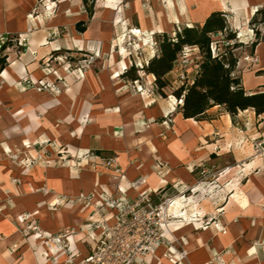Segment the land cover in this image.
I'll use <instances>...</instances> for the list:
<instances>
[{
  "label": "crops",
  "instance_id": "crops-1",
  "mask_svg": "<svg viewBox=\"0 0 264 264\" xmlns=\"http://www.w3.org/2000/svg\"><path fill=\"white\" fill-rule=\"evenodd\" d=\"M42 1L0 0V39H25L24 46L8 41L0 52L8 58L0 72V264L83 261L97 243L99 231L88 226L99 220L98 208L114 222L102 199L130 193L138 179L135 195L150 193L156 201L167 186L183 185L166 210L178 218L166 234L184 256L159 250L134 264H264V176L235 172L222 192L203 198L183 191L198 188L192 183L197 164L230 152L227 139L215 138L234 133L235 117L216 106L206 115L221 109V116L184 119L177 99H165L154 76L139 71L137 86L150 92H136L137 80L123 77L135 57L121 51L134 28L170 34L217 11L242 27L264 0H95L91 7L84 0ZM88 53L96 55L90 64ZM154 53L145 48L149 60ZM255 57L259 67L246 74L263 80L255 74L264 69V42ZM25 78L55 82L59 92L24 90L18 83ZM247 113L261 121L252 110L238 115ZM111 159L120 172L105 169ZM252 164L245 172L262 168ZM219 206L220 216L209 219ZM55 232H64L70 254L49 248L44 236Z\"/></svg>",
  "mask_w": 264,
  "mask_h": 264
},
{
  "label": "trees",
  "instance_id": "trees-1",
  "mask_svg": "<svg viewBox=\"0 0 264 264\" xmlns=\"http://www.w3.org/2000/svg\"><path fill=\"white\" fill-rule=\"evenodd\" d=\"M84 3L91 7L88 0H84ZM249 26L253 27L251 29L257 38L251 44V53H254L261 43L262 31L258 27H264V9L256 11ZM154 38L158 53L142 70L154 76L155 87L163 97L166 96V89L172 88L169 74L176 68L182 52L187 48L199 52L200 60L191 83L182 82L171 93L179 101L177 111L184 119L204 120L207 111L216 106L222 107L232 118L248 110L254 111L257 116H264V86L253 92L242 87L238 73L239 58L235 52L242 48L244 42L239 40L237 32L230 26L228 14L212 12L203 24L178 27L174 35L156 33ZM17 40L16 36L7 39L4 50L9 46L8 41L15 43ZM7 66V56L0 54V72ZM138 70L133 65L124 72L123 77L138 80ZM154 201L160 203L159 200Z\"/></svg>",
  "mask_w": 264,
  "mask_h": 264
},
{
  "label": "built area",
  "instance_id": "built-area-1",
  "mask_svg": "<svg viewBox=\"0 0 264 264\" xmlns=\"http://www.w3.org/2000/svg\"><path fill=\"white\" fill-rule=\"evenodd\" d=\"M54 6L60 3L59 0H48ZM228 22L231 27L234 25V18L228 16ZM253 31V29H252ZM7 39H0V52H4V46ZM19 46H24L25 39L17 40ZM151 46L155 50L153 57L157 54V44L154 34H145L139 29H133L130 32V40L126 49H121L123 53L131 51V55L135 57V66L138 69L143 68L140 62L145 54V48ZM215 53V49H213ZM65 60L66 56L63 57ZM84 58L90 64L96 60L94 53L84 54ZM147 64V63H146ZM140 72V71H139ZM134 82L135 90L138 93L150 92L143 86H137ZM22 89L31 88L38 93L51 91L59 92L55 82L47 80H39L33 82L29 78H25L18 83ZM86 157H88L86 155ZM80 155L78 159H80ZM29 164H33L30 162ZM106 170H117V159L109 160L105 165ZM143 183V179H138L132 183L131 192L124 193L118 191L113 197L105 196L102 202L109 207L114 213V222L109 223L105 220L102 208H98L99 220L91 222L88 226L90 229L98 230L97 243L91 249L88 257L81 262H75V258H70L69 264H134L139 257L155 254L159 250L166 249L172 243L165 239V219L166 210L171 204L172 199L164 202L155 203L150 193L135 195L137 188ZM225 234L226 231L223 230ZM45 241L49 248L58 253L70 254L68 241L64 236V232H55L52 235H46ZM181 258L184 254L177 249Z\"/></svg>",
  "mask_w": 264,
  "mask_h": 264
},
{
  "label": "rangeland",
  "instance_id": "rangeland-1",
  "mask_svg": "<svg viewBox=\"0 0 264 264\" xmlns=\"http://www.w3.org/2000/svg\"><path fill=\"white\" fill-rule=\"evenodd\" d=\"M61 3L67 1V0H59ZM44 4L45 2H49L48 0L42 1ZM89 5L95 6V0H88ZM230 17V16H229ZM233 18V16H231ZM249 21L246 23L244 22V26L238 25V28L233 26V30L237 32L239 40L243 41L244 44L242 48H239L236 50L235 54L239 58L238 62V73L241 78V84L242 87L245 89L253 86L255 82H259L260 80H255L253 78V75H248L246 73L250 72L253 67H256V69L259 67V61L255 57V51L254 53H251V44L256 41V34L254 31H252L249 26ZM236 23V21L234 20ZM196 25V24H195ZM193 26V25H192ZM179 27H183V25H180ZM258 28H261V43L264 42V27L259 26ZM238 29V30H237ZM178 30V27H175V30L170 33L171 35H174L175 31ZM150 48L151 46L146 47V49ZM256 50V49H255ZM147 52V51H146ZM158 53V51H157ZM144 54V61L142 62L143 67L148 63L150 60L148 59V56H145ZM142 57V58H143ZM141 58V59H142ZM200 60L199 52L197 49L193 48H187L185 51L182 52L179 61L176 65V71L171 75L170 81L172 82V88L166 89V96L165 99L169 100L171 99V93L173 89L179 87L182 82L191 83L193 78L195 77V70L197 63ZM135 65V64H134ZM257 65V66H256ZM138 71L141 72V75L145 76L147 73L144 70L139 69ZM245 74V75H244ZM258 77H261L264 75V69L260 70L255 74ZM263 85L257 86L255 89L246 90V91H257L261 90L264 86V79L261 80ZM174 103H178L179 101L173 100ZM221 116V109H215L213 112H210V114L206 115L205 119H212L215 117ZM171 119V117L169 118ZM262 122V125H261ZM260 124V125H259ZM234 125L236 130L234 133L230 134L229 136L222 137L220 134L216 135L215 141L217 140H224L226 141V147L230 152L224 156V157H216L212 158L208 161H203L195 166L193 169L195 180L192 181V183L196 186H198L197 189H187L183 190L186 196H193L194 194L199 195L201 194L202 198L208 195L209 193L213 192H222V189L225 187L226 183L232 182L233 179H235V172L236 174L239 172H242L239 177H243L244 175H249L250 177H254L257 175L264 176V116H262L261 121L257 122V119L254 118L251 113L247 114H241L237 115L234 118ZM259 125V126H258ZM233 130V128H232ZM235 158L238 161H235ZM253 163V164H252ZM261 165L262 168L251 170L250 172H245V169L247 167H251L250 165ZM183 186V185H182ZM182 186H178L175 184L174 186H167L170 188H166V194L165 197L162 196L163 194H160V198L162 199L160 202H164L168 199H175L177 196H179L177 190H181ZM219 194L217 202L220 203L223 199V195ZM155 202V201H154ZM220 207H218L217 210H215L214 215L210 217L209 219L216 220L217 217L220 216L221 210ZM178 218H175L171 215H166L165 219V225L169 222H172V220H177ZM217 222V221H215ZM218 225V224H217ZM165 228V239L170 241L172 244L168 246L166 249H170L174 252H177V249H181L179 246V243L175 238L169 236L166 234ZM179 254V253H178Z\"/></svg>",
  "mask_w": 264,
  "mask_h": 264
}]
</instances>
